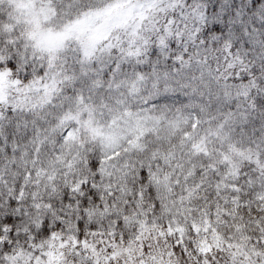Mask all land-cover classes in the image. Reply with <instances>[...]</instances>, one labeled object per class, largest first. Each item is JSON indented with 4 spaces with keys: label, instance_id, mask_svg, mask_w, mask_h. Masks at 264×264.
I'll list each match as a JSON object with an SVG mask.
<instances>
[{
    "label": "snow or ice",
    "instance_id": "snow-or-ice-1",
    "mask_svg": "<svg viewBox=\"0 0 264 264\" xmlns=\"http://www.w3.org/2000/svg\"><path fill=\"white\" fill-rule=\"evenodd\" d=\"M0 264H264V0H0Z\"/></svg>",
    "mask_w": 264,
    "mask_h": 264
}]
</instances>
